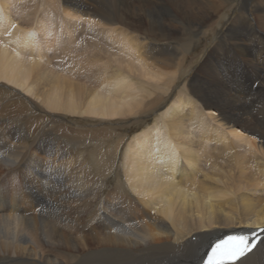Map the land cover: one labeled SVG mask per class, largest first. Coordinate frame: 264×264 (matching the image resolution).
Instances as JSON below:
<instances>
[{
    "label": "bare ground",
    "instance_id": "obj_1",
    "mask_svg": "<svg viewBox=\"0 0 264 264\" xmlns=\"http://www.w3.org/2000/svg\"><path fill=\"white\" fill-rule=\"evenodd\" d=\"M145 1L155 6H136L132 0L62 1L66 18H60L61 24L71 26L66 39L72 38L71 44L64 43L73 56L65 50L59 59L44 54L52 49L47 37L41 46L37 43L34 18L19 19L16 14L23 8L12 1L10 9L9 0H0V98L1 88L8 92L3 99L8 102L0 103V264H200L209 243L224 233L264 227V116L261 106L253 111L246 100L255 83L264 97V36L258 34L264 33V5L256 0H248L245 8L232 4L230 14L218 17L225 25H219L213 43L224 39L234 51L227 57V75L217 66L219 44L202 49L188 66L182 63L200 35H207L206 19L215 23L207 9L216 1L204 0L207 9L202 0ZM52 4L41 0L37 9ZM164 11L167 17L162 18ZM252 15L256 26L250 23ZM80 20L87 21L83 31ZM41 25L46 31L47 25ZM78 35L83 36L72 44ZM148 38L177 39L182 51H158ZM121 43L130 49L125 55L132 49L139 54V69L123 59ZM214 52L218 59L208 71L218 81L209 83L198 73ZM237 65H244V76H236ZM156 67L168 69L169 75L155 74ZM188 70L194 71L192 79L175 84ZM145 75L159 84L141 80ZM22 113H28L24 122L18 119ZM149 117L152 124L126 141L121 135L113 140L105 126L129 127ZM79 120L100 127H74ZM45 138L57 139L56 145L45 144ZM71 143L87 147L91 162L84 151L72 154ZM34 158L40 163L32 175L23 174L20 191L27 192L28 201L42 194L39 183L53 181L60 171L56 166L64 165L74 194L103 187L111 176V199L91 197L95 224L86 214L87 203L82 220L71 206L58 212L49 205L33 215L21 207L13 196L12 168L23 169ZM56 159L60 164L55 165ZM33 180L37 186L29 189ZM109 204L112 215L106 213ZM84 227L93 232H82ZM89 243L103 251L89 256ZM232 264H264V238Z\"/></svg>",
    "mask_w": 264,
    "mask_h": 264
},
{
    "label": "rangeland",
    "instance_id": "obj_2",
    "mask_svg": "<svg viewBox=\"0 0 264 264\" xmlns=\"http://www.w3.org/2000/svg\"><path fill=\"white\" fill-rule=\"evenodd\" d=\"M12 1H15V3H17L19 6H21L23 8L21 14H16V17H19V19L22 18L23 16H27L29 18H34V24L31 25V27L33 28L34 32H37V34L35 35L37 43L39 41V45L41 46L42 43H43V38H45V37H47V39H48V44L50 42L52 43V49H50L48 52L43 51V50H46V48H47V47L43 46L42 51L44 52V54L47 57L59 56V59H61V58L64 57V51L65 50H68L70 52L71 49L68 48L67 45H65L64 41H67V42H69V44H71V39L72 38L69 37L70 39H66V33H68L66 31L70 30L71 26L66 27L65 25H62L61 24V19H60V18H66V16L63 13V11H61L62 1H70V0H48L49 3H53V4L51 6H49V7H43L41 9H37V6H38L39 3H41V0H9L8 6L10 7V9L12 8L11 6L15 5V3L13 5H11ZM205 1H207V0H205ZM211 1H216L217 2V5L214 8H212V9L208 8V2H204V0H202V2L205 4V9L208 8L207 10L209 12H211L212 15H214V18L216 17L215 18V23H213V21L211 22V19H209V20L206 19L205 23L209 24V26H210V27L206 28L207 35H204V34L200 35L198 46L195 47L193 50H191V52L188 54V56L183 57L182 63H183L184 67L188 66V64L191 63L192 61H194L196 59V56H198L199 53L202 52V49L213 47L214 45H218L219 44L221 53H220V58H219L220 61H219V64L217 66H219V67L221 66V68L218 67L219 70L221 72L223 71L225 74L228 75L227 67L229 66L228 65L229 64V60L227 59V57H228V54H230V53L232 55L234 53V51H232L231 49L229 50L228 45L225 44L224 39L221 40V38H220L218 43L217 42H216V44L213 43V37L216 35V31L219 29V25L223 24L224 21H225L224 18H218V17L220 15L224 14V13L230 14V12L228 11L227 8H229L232 4H236L235 6H237V7L245 8L248 0H233V1L229 0L226 4H225L226 0H211ZM256 2L260 6L264 5V0H256ZM132 3L134 5H136V6H138V5H146L148 7L149 6H151V7L155 6V5H151L149 1H145V0H132ZM196 3H198V0H196ZM154 9L156 10V8H154ZM161 9H162L161 6L157 7V10H161ZM161 14H162V18L167 17V12L164 11ZM41 15H44L42 17V19H39L38 21H36V19H38ZM250 17L253 18V20H251L250 23L253 26H256V20H255L256 17H255V15H252ZM214 18L212 17V19H214ZM164 20L170 21L168 19H164ZM77 22L79 23V25H81V26H79L78 29L80 31H83L86 28L87 21L80 20V21H77ZM42 23L47 25L46 31L43 28V26L41 25ZM71 23H73V22H71ZM171 23L174 24V22H171ZM224 25H225V23H224ZM165 27L171 28L169 25H167ZM128 30L129 31H134V30H131V29H128ZM134 33L143 34V33H138V32H135V31H134ZM258 34L260 36H264V33L261 30L258 31ZM78 36L79 37H73L74 40H73L72 44H74L76 41H78L79 38L81 36H83V35H78ZM160 40H162V38ZM148 42L151 44L150 47H155L158 51L163 50L164 52H167V53L182 51V48L180 46V41L177 40V39H169V40H164V41H158V40H154L153 38H148ZM53 47L55 49H53ZM117 47L121 48L120 52L123 55L126 54V53L124 54V52H126V51L129 52L128 50H130V49L124 48V44L123 43L117 45ZM39 49L40 48H37V50H39ZM53 50H55L54 53H53ZM131 51H132V52H130L131 54L123 56V59L125 61L131 60V62L134 63V65L137 67V69H139L140 66L137 65L139 63V60H138L139 54L136 51H134V49H132ZM55 54H57V55L55 56ZM70 55L73 56V53L70 52ZM144 56H146V55L144 54ZM143 58H144L143 61L146 62L145 64H148L149 61L147 60V58L146 57H143ZM217 59H218L217 58V53L216 52L212 53L209 56L208 62L201 69L200 73H198L199 76L201 74L202 75L201 77L207 79L209 83L213 82V81L214 82L218 81L216 77L212 76L213 75L212 74V69L210 71H208L209 68H213V64L216 62ZM236 61L240 62L239 60H236ZM237 66H238V68L237 67L236 68H237L238 71L236 72L237 73L236 76L237 77L244 76V74L246 73V71H243V69L245 68L244 65H237ZM145 68L146 67L143 64V69H142L143 71H141L142 73L146 72ZM133 69H134V66H133ZM135 72L137 73V71H135ZM160 72L163 73V74L167 73L169 75L170 71L168 69H166V68L161 70V69H158L156 67L155 68V74H158ZM193 73H194V71L191 72L190 70H188L187 73H185V74L183 73L184 75L183 74L181 76L178 75V77H177V79H176V81L174 83L178 85L180 83H184V81L186 82L187 79H192ZM160 77H161L160 80H163L164 77L163 76H160ZM182 77H185V79H182ZM175 78H176V76H173V79H175ZM140 79L141 80H145V81H149V82H153L155 84H159L158 80H154V78H152L150 76H146L145 75V76H142ZM193 79L195 80V78H193ZM240 81H239V83H240ZM257 85L259 86L258 83L250 85V88L246 92V100H247V104L253 109V111L258 106H261L262 108H261L260 111L262 112L261 114L264 116V101H263L264 97H262V96L259 97V95L257 94V92H256V90L258 88ZM1 90L3 92V96L0 98V103L1 102H8V100H3L6 97L5 93H8V92L5 91L3 88H1ZM247 96H249L251 98H249ZM253 96H255V98ZM252 98H254V99H252ZM166 99H168V98H165V100ZM26 108L30 111V107H26ZM38 113L41 114L44 118H48V116L46 114H44L43 112H38ZM27 114L28 113H22L21 115L18 116V119L20 120V122H24V121L27 120V117H28ZM116 120L117 119H114L115 123L119 121V120H117V121ZM142 123H143V125H142ZM146 123L148 125H151L152 124V119L150 117L149 118H145V119H141V121L138 124H135V123L134 124H130L129 127L128 126L127 127L119 126L117 124L105 125V126L108 127V131L112 132L111 138L113 140H117L118 136L121 135L123 138H125V141H126V140L129 139L128 137H130L131 134L133 135L135 132H138L141 128H143L145 126L144 124H146ZM66 125L71 126V124H69V123H66ZM243 125L245 126V124H243ZM74 127H80V128H84V129H91V128H98L100 126L86 127L84 125V123H82V121L79 120V125L74 126ZM234 127H236L237 129L242 130L239 126H234ZM21 136H25V133L23 131H21ZM232 139L234 140V142H238L239 144H241L243 146H246L245 142L238 141L235 138H232ZM56 140L57 139H55V138H45V142H46L45 144H47V145H56ZM72 144L73 143H71L70 147H69L71 149V152L74 151V152H72V154L76 155L75 152L84 151L85 157H86V158L85 157L84 158L90 163L91 162V158H90L89 154L87 153L88 148L80 146V145H77V146H75V148H73L75 144H73V145ZM85 145H87V144H85ZM58 146H59V150H62L63 147H64V145H62V144H59ZM61 147H62V149H61ZM22 152H24V150ZM60 161H61V159H56V161H53V162L55 163V165H58V164H60ZM38 163H40L39 159L34 158L33 161L26 160L23 163V169L18 168V166H17V168H15V167L12 168L14 171L12 169H10V171H13V174H14V175L12 174V178H13L14 183H15L14 184V190L15 191L13 192V196H14V198L16 197L17 201L22 205L21 206L22 208H28L29 209L28 211H29V214H31V215H33L34 213H38V211H40L42 208H45V207L51 208L53 206V207H55V209L58 212H60L61 209H65L66 208V210H68V206H71V208L73 210H78V212L80 214V219L82 220L83 209L85 207V203H87L88 207H87V213L86 214H87L88 218L92 221V220L96 219L97 217L95 216V212H94L95 205H93L91 203V197H96L98 195L100 197H104L105 195H107V197H109V199H111V195L109 194V192L113 188V182L111 180V176L110 175L108 177L104 178V186L103 187L100 186V187H96L95 189L88 188V189L82 190V193L74 194L73 190H70L71 188H69V186H68V184L66 182V180H68L67 176H65V173H64L66 169L64 168V165H60V166H56L57 168H60V171L58 170V173L55 171V173H54V175L52 177L53 181L45 180L44 184L43 183H41V184L39 183L38 186H39L40 189H42V194H40L41 196L39 195V198L38 199H34V201L33 200L28 201L27 192L26 191H24L23 193L20 192L22 190L23 185H24L23 174L28 175V172H30L33 169V167H37ZM90 166L92 167V164ZM90 169H93V167L90 168ZM69 172H71V170L67 171L66 174H68ZM33 173H34V170L31 171V175ZM6 177H8V176L5 174L4 175V179ZM25 178L30 179V176H27ZM19 182H21V183H19ZM50 182H54V183L50 184ZM72 182H75V180L72 179ZM16 183L18 184V186H16L17 185ZM32 183H35V185L33 187L29 188V189H32V188L37 186L36 181L33 180L29 184H32ZM55 183H56V185L58 183V185H61V187L60 186L56 187V185H54ZM0 184H1V182H0ZM45 184H47V186H46L47 188L45 187ZM19 186H20V188H19ZM52 186H53V188H52ZM15 187L18 190L15 189ZM62 187H64V188H62ZM3 188L11 191V188L7 184H5L3 186ZM60 188H62L64 191L62 189H60ZM68 189H69V192H68ZM64 192H66V193H64ZM18 195H19V197H18ZM76 199L78 201H76ZM106 208H108L106 213L112 215L111 204L107 205ZM83 219H85L84 215H83ZM92 222H93V224H95V221H92ZM90 228L91 227H89V228L84 227V229L82 228L81 230L84 233H89L90 234V232H93L92 228L91 229ZM85 229H87V230H85ZM95 229L97 231L100 230L99 228H95ZM96 230H94V231H96ZM89 242H91V241H89ZM94 245L95 244H93V243H89V246H91L90 247L91 249L88 248L86 250V251H88L87 254L89 256H92L93 254L97 255V253L103 251L102 248L92 247ZM89 249L93 250V251H90Z\"/></svg>",
    "mask_w": 264,
    "mask_h": 264
},
{
    "label": "snow or ice",
    "instance_id": "obj_3",
    "mask_svg": "<svg viewBox=\"0 0 264 264\" xmlns=\"http://www.w3.org/2000/svg\"><path fill=\"white\" fill-rule=\"evenodd\" d=\"M249 250L246 237L229 236L227 240L215 245L208 257L207 264H224L226 259L239 258Z\"/></svg>",
    "mask_w": 264,
    "mask_h": 264
}]
</instances>
